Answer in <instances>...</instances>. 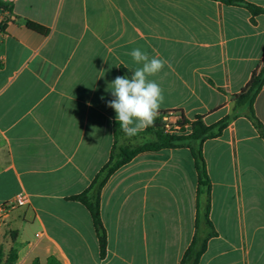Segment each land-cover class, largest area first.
I'll return each instance as SVG.
<instances>
[{
	"label": "crops",
	"instance_id": "obj_1",
	"mask_svg": "<svg viewBox=\"0 0 264 264\" xmlns=\"http://www.w3.org/2000/svg\"><path fill=\"white\" fill-rule=\"evenodd\" d=\"M3 1L12 12L0 9V205L27 200L0 220L4 257L14 245L12 264H182L197 237L200 264H264V136L236 100L264 67V14L218 0ZM243 1L264 9V0ZM135 48L167 62L149 77L163 89L159 112L208 127L229 121L220 136L142 152L110 177L102 256L90 212L68 199L110 160L108 86L122 66H140ZM253 111L264 127V84ZM153 141L123 136L119 145Z\"/></svg>",
	"mask_w": 264,
	"mask_h": 264
},
{
	"label": "trees",
	"instance_id": "obj_2",
	"mask_svg": "<svg viewBox=\"0 0 264 264\" xmlns=\"http://www.w3.org/2000/svg\"><path fill=\"white\" fill-rule=\"evenodd\" d=\"M217 1V0H214ZM225 5H235L242 6L248 9L253 15L264 14V9L259 8L253 4L247 3L243 0H218ZM0 9L3 11L12 12V5L0 0ZM26 27L38 34L43 36L50 35V29L45 28L37 23L28 21ZM0 28H4L0 25ZM131 72L125 67L120 68V76L131 77ZM264 84V67L259 71L255 72L243 90L242 94L236 96L238 106H246L249 110V116L253 123L260 130L261 134L264 136V127L254 116L253 102L255 101L258 93L260 92ZM171 112H159L155 123L153 126L148 127L145 131L140 132L138 135L131 137V139L138 138L144 135H152L154 141L147 143L143 146L137 148L122 147L119 145V139L126 136L121 130L118 122H114L113 130L115 136L114 148L108 163L95 177L90 187L80 195L73 196L69 198V201L80 202L83 204L90 212L96 232L98 234L102 256H104L107 246V234L104 228L101 210H100V199L101 192L110 177L121 167L129 163L135 156L146 151H159L163 149H173L189 146L192 142L203 143L205 140L220 136L223 130L227 127L229 119L226 118L222 120L215 126L208 127L203 122L202 119H198L196 122L189 123L184 116H181L180 125L183 127L182 132L185 131V126L187 124L191 127V133L189 135H178V134H168L164 132L163 129V117ZM130 138V137H128ZM196 159V167L200 175V185L209 187L210 180L205 172L204 159L201 155V151L192 150ZM206 243L205 241H200L197 237L194 238L192 244L186 251L182 264H200V259L205 252ZM18 260V248L14 245L12 246L8 256L5 258L2 250H0V264H12ZM33 264H40L39 260H35ZM47 264H58L57 260L50 258Z\"/></svg>",
	"mask_w": 264,
	"mask_h": 264
},
{
	"label": "clouds",
	"instance_id": "obj_3",
	"mask_svg": "<svg viewBox=\"0 0 264 264\" xmlns=\"http://www.w3.org/2000/svg\"><path fill=\"white\" fill-rule=\"evenodd\" d=\"M130 55L140 66L130 78L117 76L109 84L113 99L107 102V106L115 111L120 130L131 138L155 123L164 95L162 87L149 77L159 74L167 62L150 57L140 48L133 49Z\"/></svg>",
	"mask_w": 264,
	"mask_h": 264
},
{
	"label": "built area",
	"instance_id": "obj_4",
	"mask_svg": "<svg viewBox=\"0 0 264 264\" xmlns=\"http://www.w3.org/2000/svg\"><path fill=\"white\" fill-rule=\"evenodd\" d=\"M181 115L179 112H171L163 117V129L168 134H181L182 126L180 125ZM26 197L19 195L12 202L0 205V220L8 216V214L19 206L26 204Z\"/></svg>",
	"mask_w": 264,
	"mask_h": 264
},
{
	"label": "rangeland",
	"instance_id": "obj_5",
	"mask_svg": "<svg viewBox=\"0 0 264 264\" xmlns=\"http://www.w3.org/2000/svg\"><path fill=\"white\" fill-rule=\"evenodd\" d=\"M190 133H191V128H190V132L183 131L181 134L178 135H189Z\"/></svg>",
	"mask_w": 264,
	"mask_h": 264
}]
</instances>
